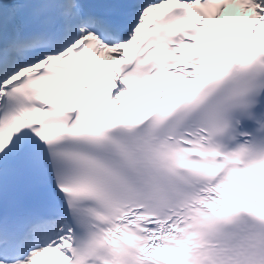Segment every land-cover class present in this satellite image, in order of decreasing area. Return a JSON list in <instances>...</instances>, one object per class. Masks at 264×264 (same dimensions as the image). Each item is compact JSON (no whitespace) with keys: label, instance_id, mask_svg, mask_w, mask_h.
<instances>
[{"label":"snow or ice","instance_id":"snow-or-ice-1","mask_svg":"<svg viewBox=\"0 0 264 264\" xmlns=\"http://www.w3.org/2000/svg\"><path fill=\"white\" fill-rule=\"evenodd\" d=\"M0 264H264V0H0Z\"/></svg>","mask_w":264,"mask_h":264}]
</instances>
